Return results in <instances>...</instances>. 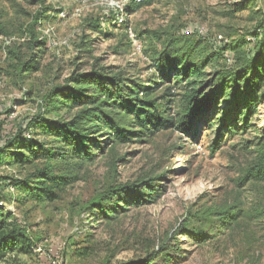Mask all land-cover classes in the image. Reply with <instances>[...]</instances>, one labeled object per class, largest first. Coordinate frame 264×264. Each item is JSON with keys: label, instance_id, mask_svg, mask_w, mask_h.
Wrapping results in <instances>:
<instances>
[{"label": "rangeland", "instance_id": "1", "mask_svg": "<svg viewBox=\"0 0 264 264\" xmlns=\"http://www.w3.org/2000/svg\"><path fill=\"white\" fill-rule=\"evenodd\" d=\"M129 2L0 0V142L13 125L39 113L47 93H68L75 75L102 68L141 85L163 82L154 98L173 86L168 114L182 115L188 87L173 75L165 79L169 70L157 62L159 53L179 38L178 47L199 41L203 58L218 54L232 41L250 39L264 20V0H155L136 11L129 10ZM34 21L45 47L28 43L25 29ZM226 56L228 63L220 58L205 69L200 79L205 93L214 89L208 80L216 72H228L233 61ZM31 58L38 70L22 71V62ZM227 100L202 113L187 132L172 127L112 142L106 127L99 130L92 159L71 160L80 164L79 178L54 202L20 204V191L10 187L13 203L5 209L34 239L33 254L20 261L145 264L153 257V264H264V181L244 180L264 133V102L248 128L243 119L235 120L229 123L235 132L219 137ZM79 105L47 117L69 118ZM34 172L33 166L0 165L1 174L15 178L32 180ZM146 181L160 190L149 203L125 210L120 202L113 219L92 211L110 188H142ZM144 192L140 197L150 199L149 190ZM113 196L104 204L114 203L118 196ZM224 211L230 214L222 221Z\"/></svg>", "mask_w": 264, "mask_h": 264}, {"label": "trees", "instance_id": "2", "mask_svg": "<svg viewBox=\"0 0 264 264\" xmlns=\"http://www.w3.org/2000/svg\"><path fill=\"white\" fill-rule=\"evenodd\" d=\"M154 1L130 0L128 8L136 11L152 5ZM25 33L31 47H45V42L37 38L35 21L26 27ZM250 34V39L232 41L218 54L213 53L205 58L202 57L203 48L199 41L178 47L179 38L173 39L159 53L157 62L169 70L165 79L169 80L173 75V79L177 77L186 82L188 87L184 113L176 117L168 114V104L173 102V86L167 87L160 97L154 98L152 96L161 89L163 82L141 85L127 81L118 74L110 75L105 68L75 75V83L68 93L63 92L65 89H54L47 93L41 100L39 113L13 125L10 132L3 134L0 142V165L35 168L32 180L0 173V263L24 264L20 258L33 254L34 239L14 219L13 213L5 209V203H13L7 194L8 189L15 186L20 191L21 196L16 200L20 204L27 199L36 203L56 201L65 188L79 178L80 164L71 160L92 159V150L99 146L96 140L99 130L106 127L112 142H130L134 138L140 140L145 133L154 135L172 127L187 132L202 113L218 109V101L225 96L228 100L223 109L224 118L220 121L219 137L223 131L235 132L236 129L229 126L235 120L243 119L244 128H248V121L264 102V20ZM227 53L233 61L228 72H216L208 80L210 88L213 86L214 89L205 93L200 81L205 69L212 67L220 58L228 63ZM14 58L22 59L21 55H14ZM36 62L34 58L23 61L22 71L38 70ZM84 89L87 92L85 94ZM89 89L93 91L92 94H88ZM75 103H79L82 108L73 116L66 119L47 117L62 108L72 112L76 108ZM118 108L120 112H116ZM113 113L121 117L117 118ZM40 136L43 140H40ZM219 137L213 144L215 149L219 146ZM260 138L256 160L246 173L245 181H264V133ZM45 139L52 140L47 142ZM142 185V188L136 184L110 188L101 201L93 203L92 211L97 209L98 215L113 219L119 214L117 206L120 202H124V209L127 210L126 207L132 203H149L154 193L158 195L160 192L155 188L157 185L152 186V182L146 181ZM145 189L149 190L150 199L140 197ZM112 195L118 196V199L114 203L104 204L107 199H112ZM229 214L224 211L221 220ZM153 261L152 257L145 264H153Z\"/></svg>", "mask_w": 264, "mask_h": 264}]
</instances>
